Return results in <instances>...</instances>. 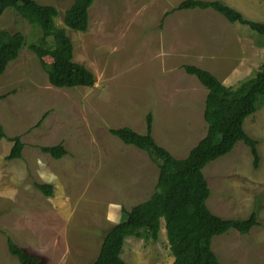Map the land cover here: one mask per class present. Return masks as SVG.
<instances>
[{
    "label": "rangeland",
    "instance_id": "1",
    "mask_svg": "<svg viewBox=\"0 0 264 264\" xmlns=\"http://www.w3.org/2000/svg\"><path fill=\"white\" fill-rule=\"evenodd\" d=\"M36 1L57 8L55 24L66 29L73 60L94 73L95 84L52 85L30 49L41 28L13 8L0 14V29L25 36L19 57L0 75V124L8 137L24 142L22 157L8 160L13 142L0 138V264H20L8 236L40 257L39 264H92L106 233L125 218L122 207L147 200L159 177L146 151L110 130L127 126L145 134L150 114L156 142L186 158L207 133L208 89L184 65L238 88L264 62V35L212 9L174 10L183 0H95L88 30L80 32L63 21L74 0ZM219 1L264 22V0ZM244 128L259 140V167L239 141L203 169L213 213L258 215L259 225L247 234L230 229L213 237L223 264H264V103ZM57 144L68 151L59 159L40 149ZM36 183L52 184L53 195ZM121 255L128 264H173L164 219L157 240L127 236Z\"/></svg>",
    "mask_w": 264,
    "mask_h": 264
},
{
    "label": "trees",
    "instance_id": "2",
    "mask_svg": "<svg viewBox=\"0 0 264 264\" xmlns=\"http://www.w3.org/2000/svg\"><path fill=\"white\" fill-rule=\"evenodd\" d=\"M94 1L74 0L65 11V26L86 32L89 27V10ZM7 8L15 9L30 24L41 28V38L37 43L30 44V49L39 57L52 85L94 86V73L73 60L71 38L65 28L55 24L54 19L59 14L55 6L42 5L36 0H0L1 13ZM195 9H212L229 22L246 25L264 35V22L246 19L237 9L219 0H183L174 10ZM49 38L52 39L51 43H48ZM24 45L25 36L22 32L0 29V75L19 57ZM46 57L51 58L52 62H46ZM184 69L188 74L196 76L208 89L203 113L208 125L207 133L186 158L178 159L154 139L153 118L150 114L146 120L145 134L127 126L110 130L125 144L146 151L158 165L159 177L155 191L147 200L130 209L122 207L125 218L106 233L99 254L92 264H128L121 255L125 238L135 236L157 240L162 218L174 257L173 264H223L212 249L213 237L230 229L247 234L259 225L255 211L247 218H223L213 213L207 204L211 190L203 169L209 162L230 153L239 141L250 148L253 165L259 167V140L248 135L244 123L264 103V62L255 76L242 82L238 88L224 84L212 72L199 66L184 65ZM0 138L13 142L6 159L22 157L24 142L20 135L8 137L0 124ZM40 149L57 159L68 153L62 144L41 146ZM36 186L44 195H53L52 184L36 183ZM7 245L9 252L20 264H39L40 257L27 252L10 236L7 237Z\"/></svg>",
    "mask_w": 264,
    "mask_h": 264
},
{
    "label": "crops",
    "instance_id": "3",
    "mask_svg": "<svg viewBox=\"0 0 264 264\" xmlns=\"http://www.w3.org/2000/svg\"><path fill=\"white\" fill-rule=\"evenodd\" d=\"M146 171H148V168H147V169H145V172H144V173H146ZM130 185H132V184H130Z\"/></svg>",
    "mask_w": 264,
    "mask_h": 264
},
{
    "label": "water",
    "instance_id": "4",
    "mask_svg": "<svg viewBox=\"0 0 264 264\" xmlns=\"http://www.w3.org/2000/svg\"><path fill=\"white\" fill-rule=\"evenodd\" d=\"M0 14H1V11H0Z\"/></svg>",
    "mask_w": 264,
    "mask_h": 264
}]
</instances>
